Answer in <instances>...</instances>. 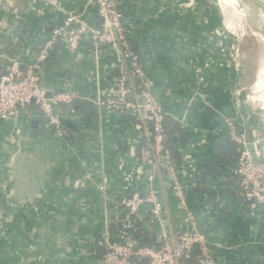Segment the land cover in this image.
<instances>
[{
    "label": "crops",
    "instance_id": "1",
    "mask_svg": "<svg viewBox=\"0 0 264 264\" xmlns=\"http://www.w3.org/2000/svg\"><path fill=\"white\" fill-rule=\"evenodd\" d=\"M116 1L139 44L153 96L191 134L184 163L174 176L140 165L134 148L141 127L99 104L110 89L111 55L89 44L74 55L59 53L40 72L41 84L50 96L69 92L72 102L87 107L60 106L61 135L37 129L33 107L16 123L0 122L2 264H101V243L118 240L111 229L121 194L145 186L150 176L163 192L166 230L188 227L179 217L187 210L209 229L217 263L264 264V210L245 213L213 184L227 204L219 216L212 199H198L191 190L216 151L228 111L241 115L247 149L264 168V111L249 101L254 77L239 40L227 33L223 9L208 0ZM225 1L235 10L219 2ZM93 10L88 0H0V71L15 59L33 60L45 24L59 26L67 15H78L95 25Z\"/></svg>",
    "mask_w": 264,
    "mask_h": 264
},
{
    "label": "built area",
    "instance_id": "2",
    "mask_svg": "<svg viewBox=\"0 0 264 264\" xmlns=\"http://www.w3.org/2000/svg\"><path fill=\"white\" fill-rule=\"evenodd\" d=\"M88 4L94 7L95 25L89 24L78 15H67L62 25L51 26L48 37L44 39L31 63L24 65L19 59L12 60L6 74L0 77V122L16 123L25 109L36 106L45 126L61 135L63 129L59 114L60 106L70 104L74 96L69 92H60L48 97L47 90L41 85V67L47 60L50 49L55 45H62L67 53L74 55L84 44H89L91 51L104 50L111 55L112 60L108 69L110 72L112 70L117 72L111 79L109 91L99 104L115 110H124L139 119L143 127L139 138L143 134L149 135L146 132V125L154 122L153 141L146 142L140 147L139 159L144 167L155 170L163 152V135L159 126L163 111L143 76L139 57L130 50L128 37L131 33L125 25L124 14L116 0H88ZM128 69L133 70L143 90L137 93L128 91ZM129 94H132V99L128 98ZM223 125L239 144L235 172L240 176L239 191L242 197L247 201L255 200L256 205H264V168L255 161L247 149L241 115L235 113L233 116L225 117ZM162 162L160 166H170L168 157L164 156ZM173 173L171 171L170 175L174 176ZM152 180L153 177L150 176L148 181L151 187L146 197L134 192L120 202L128 213L121 224L124 230L123 242L116 244L105 240L101 243L105 248V254L100 263L131 264V257L136 256L146 261V264H178L180 256L186 249L198 246L200 255L197 264H219L214 258L208 236L203 233L202 225L189 211H185L183 218L188 227L181 236L176 237L171 230L165 229L166 212L152 186ZM147 205L151 208L153 219L160 226L161 243L159 246L145 245L134 252L133 249L137 245L127 232L133 225L130 218L139 214Z\"/></svg>",
    "mask_w": 264,
    "mask_h": 264
},
{
    "label": "trees",
    "instance_id": "3",
    "mask_svg": "<svg viewBox=\"0 0 264 264\" xmlns=\"http://www.w3.org/2000/svg\"><path fill=\"white\" fill-rule=\"evenodd\" d=\"M119 7V6H118ZM121 10V9H120ZM94 13V10H93ZM56 24L54 23V26ZM51 24H45L44 27H42L39 30L37 44L34 48V51L38 53L40 46L43 44L44 39L48 37L49 29L51 28ZM128 42L131 46V51L139 57L140 65H141V50L139 47V44L137 43V39L133 38V36L128 37ZM59 53H67L66 50H64L62 45H55L52 47L49 51V56L45 63L42 65L41 71L44 72L47 70L49 66L52 65L54 60L57 59ZM24 65H28L31 63V60L21 62ZM142 68V65H141ZM129 72V81L127 83V89L128 91L132 92H139L140 90H143V86L140 83V80L137 79L134 76V72L131 69H128ZM6 72L0 71V77L5 75ZM117 74L116 70L111 71L110 78H108V84L111 83V79ZM41 79V76H40ZM43 86V84H41ZM132 94H129V99H132ZM73 107L75 108H84L87 107V105L84 102L78 101V99H74L73 102H71ZM35 108L37 114H38V123L39 127L37 129H41L42 131L46 132H52L54 134L55 131L49 127L45 126V123L41 117V114L38 112L37 107L33 106ZM120 113V115L129 121H133L136 124H138L141 128H143L140 124V120L137 119L135 116L130 115L124 110H116ZM60 114V111H59ZM233 116L235 115L234 112L228 111L227 114L223 117V119L227 116ZM2 123V122H1ZM161 133L163 135V152L160 154L161 159L159 161V166L157 165V168L155 171L160 174L162 169H165L167 172V175L171 174L172 172H175V170L182 166L185 160V154L188 151V147L191 141V134L189 133V130L185 128L178 120L174 119V117L166 115L164 112L161 116V120L159 123ZM61 127L63 129V125L61 123ZM146 132L149 134L145 136L144 134L142 137L138 138L134 150L136 151L140 165V159H139V149L140 147L145 144L146 142H152L153 136H154V122H149L146 125ZM220 138L218 141V145L216 148V151L214 155L206 160L204 162L203 168L201 172L198 174V176L193 179L191 190L195 194V196L198 199H201L202 197L210 198L214 201V205L216 208H218L217 215L222 216L225 214L227 210V204L223 203L219 196L217 195L215 189L213 188V184H216L220 186L226 196L232 197L239 201V203L242 204L245 208V213L250 214L251 208L254 207L256 211L264 210V205H256L255 200L247 201L242 197L240 193V187H239V179L240 176L235 172L236 171V163L237 159L239 157V144L229 135V132L227 128L223 125L222 120V127H221V133ZM168 157L170 166L167 167L165 165H161L163 157ZM162 162V163H161ZM143 166V165H142ZM144 167V166H143ZM148 169V168H147ZM171 169V170H170ZM152 171V169H150ZM158 177V176H157ZM154 180V178H153ZM152 180V182H153ZM151 187V183L148 181L145 186L140 187L136 190H127L124 193L121 194L118 208V213L115 217V223L112 226V233L114 232L115 235L117 234V239L114 241V243L119 244L123 242V235L124 230H122L121 224L123 221H125V218L127 216V211L125 208L120 204L123 198L131 196L134 192H138L143 197H146V195L149 193ZM157 197L162 201L163 203V192L159 190H155ZM164 210H165V204ZM255 211V212H256ZM185 210H181L179 213L180 219L184 218ZM131 221L133 222V225L129 229L128 234L129 236L134 240L135 244L138 246V248L143 247L145 245H154L159 246V242L157 241L158 237V224L155 222L152 216L151 208L147 205L144 206L140 213L137 215L132 216ZM179 219V221H180ZM203 227V226H202ZM187 227H178V228H172V232L175 233L174 235L176 237L181 236ZM204 228V227H203ZM205 236H208L209 229L206 228L203 231ZM209 240V239H208ZM100 246V245H99ZM103 256L105 254V248L102 246L101 248ZM200 255V250L198 246H190L188 249L184 251V253L180 256L178 260V264H197V259ZM3 260L0 257V264H2ZM131 264H146V261L139 259L136 256L131 257L130 259Z\"/></svg>",
    "mask_w": 264,
    "mask_h": 264
},
{
    "label": "rangeland",
    "instance_id": "4",
    "mask_svg": "<svg viewBox=\"0 0 264 264\" xmlns=\"http://www.w3.org/2000/svg\"><path fill=\"white\" fill-rule=\"evenodd\" d=\"M208 1L223 9L222 19L225 21L227 33L230 37H236L239 40L243 57L249 63L247 69L249 75L254 77L253 85L248 91L249 101L254 107L258 109L261 107L264 111V41L257 35L248 20L233 10L226 1L224 5L219 2L220 0ZM257 83L261 84L259 88L256 86Z\"/></svg>",
    "mask_w": 264,
    "mask_h": 264
},
{
    "label": "water",
    "instance_id": "5",
    "mask_svg": "<svg viewBox=\"0 0 264 264\" xmlns=\"http://www.w3.org/2000/svg\"><path fill=\"white\" fill-rule=\"evenodd\" d=\"M236 3L246 12L249 18L264 25V0H235ZM251 24V23H250ZM257 35L264 41V34L251 24ZM50 97L49 93L47 95ZM133 251H136L134 247Z\"/></svg>",
    "mask_w": 264,
    "mask_h": 264
},
{
    "label": "bare ground",
    "instance_id": "6",
    "mask_svg": "<svg viewBox=\"0 0 264 264\" xmlns=\"http://www.w3.org/2000/svg\"><path fill=\"white\" fill-rule=\"evenodd\" d=\"M227 1L230 3V5L235 10H237L241 15H243V17L245 19H247L249 23L253 24L259 31H261L264 34V25L261 22L258 23V22H255L253 19L249 18L248 15L246 14V12L243 11V9H241V7L236 3L235 0H227ZM256 86H258V88H259L261 86V84L257 83Z\"/></svg>",
    "mask_w": 264,
    "mask_h": 264
}]
</instances>
